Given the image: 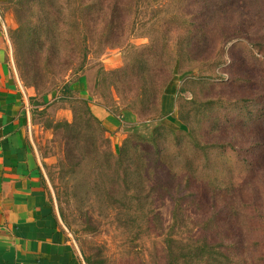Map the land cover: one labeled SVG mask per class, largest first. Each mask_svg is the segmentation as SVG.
Returning <instances> with one entry per match:
<instances>
[{
    "label": "rangeland",
    "instance_id": "rangeland-1",
    "mask_svg": "<svg viewBox=\"0 0 264 264\" xmlns=\"http://www.w3.org/2000/svg\"><path fill=\"white\" fill-rule=\"evenodd\" d=\"M4 6L42 106L48 190L85 264H200L205 243L216 264H264V0ZM170 80L182 91L166 95ZM91 106L120 124L116 150Z\"/></svg>",
    "mask_w": 264,
    "mask_h": 264
},
{
    "label": "crops",
    "instance_id": "crops-1",
    "mask_svg": "<svg viewBox=\"0 0 264 264\" xmlns=\"http://www.w3.org/2000/svg\"><path fill=\"white\" fill-rule=\"evenodd\" d=\"M6 1L0 0V264H85L48 190L46 160L35 141L36 111L42 106L17 74L3 15ZM72 89L88 97L85 79L79 78ZM94 108L117 141L116 150L120 124Z\"/></svg>",
    "mask_w": 264,
    "mask_h": 264
},
{
    "label": "trees",
    "instance_id": "trees-1",
    "mask_svg": "<svg viewBox=\"0 0 264 264\" xmlns=\"http://www.w3.org/2000/svg\"><path fill=\"white\" fill-rule=\"evenodd\" d=\"M143 60V64H144V75L146 74L147 70H148V66L147 64L144 62V58H142ZM177 61V57L175 58V64ZM180 91H177L176 89V84H175V80H170L168 82V84L165 86V94L166 95H174V94H178ZM216 246L215 245H210L205 243L203 246L198 245L195 246L192 251L190 252V254L192 256L189 255V257L191 259H196L197 261L200 262V264H216L218 262V258L222 255V252L220 250H216L215 249ZM171 249H170V253H171ZM178 256H174L173 260L177 259Z\"/></svg>",
    "mask_w": 264,
    "mask_h": 264
}]
</instances>
